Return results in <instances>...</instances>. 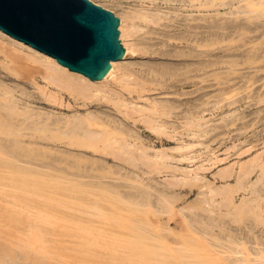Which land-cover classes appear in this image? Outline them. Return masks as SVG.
<instances>
[{"label":"bare ground","instance_id":"bare-ground-1","mask_svg":"<svg viewBox=\"0 0 264 264\" xmlns=\"http://www.w3.org/2000/svg\"><path fill=\"white\" fill-rule=\"evenodd\" d=\"M110 1L117 7L123 0ZM137 1L140 7L123 13L120 40L125 53L121 60L111 63V68L100 80H91L82 73L71 71L53 56L0 30V134L6 132L8 135L5 138L0 136V187H11L14 190L21 188V192L25 188L29 199L39 195L35 190L45 187L63 190L65 194L73 191L83 192L87 187H106L110 190V184L100 180L115 177L127 183L112 184L115 189L113 196H105L104 190L101 189L95 198L93 192L80 197L91 201L94 204L92 208L98 211L104 210L99 209L100 201L123 202L124 205H118L117 209L113 210L115 214H121L120 212L125 209L135 212L134 206L140 209L153 205L155 203L153 200L171 204L175 198L181 197L179 193H166L165 190L157 188H153L152 192L150 190L153 186L141 180L133 169H127L122 173L124 166L118 164L119 169L113 170L107 165V161L115 159L140 170H143L141 166L143 164L148 170L144 173L152 174L156 170H162L164 164L161 160L176 158L168 149H157L152 154L150 152L152 148L148 143L154 142L153 137L161 144H166L167 139L163 136L181 137L183 131L180 129L183 127L191 131L194 138L203 137L211 132L212 127L208 129L203 125L209 120L202 122L203 111H200V107L205 106L204 110L213 111L216 108L213 105V98L217 95L213 94L215 91L207 93L205 90L208 89L201 88L202 84L199 87L198 83L201 81L197 78L213 82L215 78L223 77L224 73L222 70L218 72L216 65L224 63L229 64L230 68L236 66L242 59L244 61L252 56L244 55L246 47L250 44L252 45L250 49L261 46V62H264V0ZM137 19L147 23L146 27L149 30L146 34L152 41L147 43L148 46L138 43L132 47L127 41L129 36H134L141 30L136 24ZM163 47L170 48L165 53L175 56L176 59L157 58L149 63H140L145 67L143 81H136L137 78H133L134 72L126 65L130 53L162 55ZM242 48L243 53L237 51ZM220 51L222 53H219ZM261 67L264 71V64ZM5 80L13 84L5 83ZM149 80L154 84L159 81L160 83L156 85L162 89L168 88L165 82L175 80L170 84L171 88H175L171 93L173 97L150 100L146 94L149 90L143 87L147 85L148 88ZM178 84L195 87L197 85L199 89L197 91L195 89L196 92L205 90L200 95L194 91V96L185 98L186 93L179 91ZM204 85L208 86L206 83ZM134 92L138 98H145L148 102L139 105ZM263 96L261 103L264 102ZM262 111L264 113V110ZM194 142L197 144V141ZM183 148L182 144L176 147L177 150ZM2 154L8 155V158ZM151 160L155 161L152 163ZM19 161L23 162V165L18 163ZM38 167L41 169H37ZM255 167L261 169L258 182L264 183V163L262 160L261 162L254 160L241 168L238 181L240 189L246 186L247 177L257 169ZM42 168L46 169L44 181L28 179V173L39 175ZM220 176L226 178L231 174L229 175L228 170H223L220 171ZM178 182L176 184H179ZM133 183L147 188H140ZM255 188L256 185L254 192H260ZM21 192L11 196L17 201L16 205L19 201L23 202ZM211 192H220L227 196L229 190ZM0 194L5 195L3 198L0 197L3 200H6L7 196L10 197L1 188ZM161 196L163 198H160ZM210 202L204 196L201 199L202 205H193L195 210L198 208L199 211H204L202 214L200 212L194 214L192 220L194 223L199 221L196 217L209 224L225 222L222 218L209 214L205 203ZM243 208L247 214L261 217V214L248 203L245 202ZM82 211L87 213L85 209ZM46 212L47 210H44V213ZM15 214L22 221V214L20 212ZM13 216L11 211L6 209L0 214V220L6 218L12 220ZM263 223L264 220L261 218V225ZM199 229L203 234L209 231L217 245L225 249L224 238L221 235L218 242L217 234L211 232V229L206 227ZM114 235L122 238L127 236L121 233ZM24 236L13 234L10 229L7 232L0 230V264H27L30 260L34 262L33 264L42 262L34 260L29 252L25 251L24 247H32V244L27 241L31 238L25 239ZM151 238L156 237L142 236L137 241L129 237L127 242L119 246L120 248L116 246L113 248L117 251L129 249L134 253L148 254L152 257L156 256L155 254L162 255L160 245L151 243L150 240L140 241ZM262 238L261 234V242ZM200 241L202 240L199 238L192 242L183 240L182 248H176L178 251H188L195 244L197 246L195 249L192 248L191 254L181 253L179 263L185 264V260L188 259L189 264H226L220 255L207 258V255L211 254L210 250L215 251L216 248L211 244L202 246L198 243ZM110 246L111 244H107V247ZM259 256L261 264H264V249L258 253ZM248 261L250 262L245 259V262ZM161 263L173 264L171 260Z\"/></svg>","mask_w":264,"mask_h":264},{"label":"rangeland","instance_id":"rangeland-1","mask_svg":"<svg viewBox=\"0 0 264 264\" xmlns=\"http://www.w3.org/2000/svg\"><path fill=\"white\" fill-rule=\"evenodd\" d=\"M91 1L112 11L120 19V39L123 13L140 7L137 0H123L117 7L110 0ZM136 24L140 26L141 30L134 36H129L127 41L131 43L132 47L138 43L148 46L147 43L152 41L146 34L149 30L146 27L147 23L142 19H137ZM250 46L252 45L246 47L245 52L244 48L237 50L240 53L243 51L244 55L252 54V56L247 57L244 61L242 59L240 63L233 66L234 68H230L229 64L224 63L216 65L217 71L222 70L224 76L215 78L216 81L212 79L215 84L209 79L206 81L201 80V77L197 78L201 81L198 86L202 84L201 88L208 89H202V91L205 90L207 93L215 91L213 94L217 95L213 98V105L216 106L213 111L204 110L205 106L200 107V111H203L201 113L203 115L202 122L209 120L207 124H203L204 127L208 129L212 127L209 134L194 138L191 131L183 127L180 129L183 131L182 138H171L164 135L163 137L167 139L166 144H161L153 137L152 141L155 143H148V146L152 148L150 150L152 154L157 149H168L169 152L175 154L176 158L161 160V163L164 164L161 167L162 170H156L152 174L144 173L148 170L147 166L143 164H141L143 170H140L115 159L107 161V165L113 170L119 169L118 164L124 166L121 170L122 173L127 169H133L141 180L149 182L153 186L150 190L152 192L153 188H157L165 190L166 193H179L181 197L175 198L171 204L165 201L158 203L157 200H153L155 202L153 205L140 209L134 206L135 212L125 209L120 212L121 214H115L113 210L117 209L118 205H124L123 202L100 201L99 209L103 208L104 210L98 211L92 208L94 204L91 201L80 198L88 192H93V198H95L101 189L104 190L105 196H113L115 189L112 184L127 183L115 177H105L100 180L110 184V190L106 187H87V190L83 192L73 191L65 194L63 190L45 187L35 190L39 195H34L29 199H27L25 188L21 192V188L14 190L11 187L1 186V190L5 194H9L10 197L7 196L6 200L0 199V214L8 209L14 216L12 220L6 218L1 221V219L0 230L7 232L10 229L13 234L21 237L25 235V239L30 237L31 240L27 241L32 244V247H24V249L34 260H41L40 264H162L161 262H166V260H171L173 264H182L179 263L181 253L191 254L192 248L195 249L197 244L190 247L191 250L184 252L178 251L176 248H182L183 240L192 242L197 238L202 240L198 242L202 246L205 244V246L207 244L215 246V251L210 250L211 254L207 255V258L211 259V257L220 255L226 264H261V257H258V253L264 249V244H261L264 242V232L261 233L264 231L262 230L264 223L261 225V218L264 220V183L258 182L261 169L255 167L257 169L247 177L246 186L243 189L238 186L239 175L244 165L251 164L254 160L259 162L262 160L264 163V120H262L264 119L262 118L264 102L261 103V96L264 95V73H262L264 71L261 66L264 62H261V46L253 47V49H250L252 48ZM167 49L170 48L163 47L161 49L165 55L156 53L140 55L139 52H131L126 65L129 70L134 72L133 78H137L136 81L139 82L143 81L145 67L140 63H149L157 58L176 59L175 56L165 53ZM4 82L13 84L9 80ZM172 82L175 80L165 82L168 84L166 89L156 85L160 83L159 81L154 84L150 80L148 88L147 85L143 87L145 90H149L146 94L149 95L150 100L151 98L153 100L172 98L171 93L175 91V88L170 87ZM204 83L208 86L205 87ZM198 86L179 85V91L186 93L184 97L189 98L194 96V93L199 89ZM137 87L141 88L142 86ZM202 91L196 92V94L200 95L203 93ZM134 96L139 100V105L148 102L145 98H138L136 92H134ZM223 119L228 121H223ZM138 124L143 125L140 122ZM10 127L15 128L14 126ZM0 136L5 138L8 135L4 132ZM150 138L148 137V139ZM194 140L197 141V144ZM178 144L184 145V148L177 150ZM181 154L186 155L182 156ZM2 156L8 158V155L2 154ZM154 161L151 160L152 163ZM18 163L23 165V162L19 161ZM37 169H41V167ZM37 169L35 170L37 171ZM223 170H228L231 176L222 178L220 171ZM28 175V179L41 182L45 179L46 169L42 168V173L39 175L35 176L31 173ZM177 181L179 184H176ZM133 184L139 186L138 183ZM255 185V189L260 192L253 191ZM139 187L147 188L146 186ZM226 189L229 190L227 196L220 192H211L212 190L223 192ZM20 192L23 202L19 201L16 205L17 201H14L11 196ZM157 194L159 195V193ZM204 196L208 198V201H211L205 203L207 210L210 211L209 214L219 219L222 218L225 222L209 224V222L200 221V217H196L199 219L198 223L192 221L194 214L204 212L199 211L198 208L195 210L193 207L194 204L202 205L201 199ZM0 197L3 198L5 195L0 194ZM155 197L156 195L153 199ZM245 202L260 213L261 217L257 218L247 214L243 208ZM83 209L87 213H84ZM44 210L47 212L44 213ZM16 212L22 214V221L15 216ZM202 227L216 233L218 242L219 235H221L224 238L226 250L217 245L209 231L207 234H203L199 229ZM116 233L127 236L126 238L115 237ZM261 234L263 235L262 242ZM142 236L156 237L140 241L148 242L150 240L151 243L160 245L162 255L155 254L156 256L152 257L148 254L134 253L129 249L117 251L116 248H113L114 246L120 248L119 246L127 242L129 237L137 241ZM154 239L158 241H154ZM107 244H111V246L107 247ZM245 259L250 262H245ZM33 263L30 260L27 264ZM189 263L190 260L186 259L185 264Z\"/></svg>","mask_w":264,"mask_h":264},{"label":"water","instance_id":"water-1","mask_svg":"<svg viewBox=\"0 0 264 264\" xmlns=\"http://www.w3.org/2000/svg\"><path fill=\"white\" fill-rule=\"evenodd\" d=\"M119 25L91 0H0V30L91 80L124 55Z\"/></svg>","mask_w":264,"mask_h":264}]
</instances>
